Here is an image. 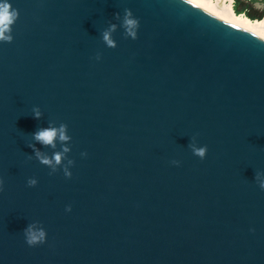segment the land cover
Segmentation results:
<instances>
[{
	"label": "water",
	"instance_id": "95a60500",
	"mask_svg": "<svg viewBox=\"0 0 264 264\" xmlns=\"http://www.w3.org/2000/svg\"><path fill=\"white\" fill-rule=\"evenodd\" d=\"M10 3L0 264H264V36L193 0ZM124 8L137 38L118 27L108 48L100 32ZM49 120L71 136L69 178L28 159L30 143L51 154L31 137ZM32 220L47 237L29 247Z\"/></svg>",
	"mask_w": 264,
	"mask_h": 264
},
{
	"label": "clouds",
	"instance_id": "9594fccd",
	"mask_svg": "<svg viewBox=\"0 0 264 264\" xmlns=\"http://www.w3.org/2000/svg\"><path fill=\"white\" fill-rule=\"evenodd\" d=\"M18 10L12 7L10 0H0V43L11 42L13 36L11 35V25L18 18ZM113 18L117 22H108L107 26L100 32V39L108 48H115L116 41L113 38V33L117 28L123 30V35L126 38L135 40L137 38V30L139 27V19L135 17L129 8L123 9V14L114 13ZM96 60L100 59V54L95 56ZM31 115L34 119L39 120L42 112L39 106L34 105L31 109ZM32 140L38 142L42 146L52 149L51 154L42 151L36 146V143H30L29 148L32 149V154L28 159H35L40 164L49 169V175L55 173L59 168L65 178L71 177L70 171L74 161L67 156L71 150V136L68 134L67 125L63 122L57 124L53 120H49L47 126L36 128L31 133ZM59 145V148H57ZM187 147L190 149L192 155L199 159H204L207 153V145L199 144L196 136L190 137V142ZM86 152H81L80 156L85 157ZM172 165L178 166L179 160H171ZM254 180L260 190L264 191V171H256ZM35 177H28L26 184L28 187H33L37 184ZM3 180L0 179V191H3ZM65 212L71 211V205H65ZM253 229H250L252 231ZM23 237L25 243L29 246L43 244L46 241L47 232L39 220H32L27 223L23 229Z\"/></svg>",
	"mask_w": 264,
	"mask_h": 264
},
{
	"label": "bare ground",
	"instance_id": "6f19581e",
	"mask_svg": "<svg viewBox=\"0 0 264 264\" xmlns=\"http://www.w3.org/2000/svg\"><path fill=\"white\" fill-rule=\"evenodd\" d=\"M224 19L239 24L264 36V14L260 18H250L243 12L236 13L233 0H193Z\"/></svg>",
	"mask_w": 264,
	"mask_h": 264
},
{
	"label": "trees",
	"instance_id": "16d2710c",
	"mask_svg": "<svg viewBox=\"0 0 264 264\" xmlns=\"http://www.w3.org/2000/svg\"><path fill=\"white\" fill-rule=\"evenodd\" d=\"M232 6L236 13L243 12L250 18H260L264 13V8L259 13H256L253 10H251L248 5L239 7V0H234Z\"/></svg>",
	"mask_w": 264,
	"mask_h": 264
},
{
	"label": "rangeland",
	"instance_id": "374dc122",
	"mask_svg": "<svg viewBox=\"0 0 264 264\" xmlns=\"http://www.w3.org/2000/svg\"><path fill=\"white\" fill-rule=\"evenodd\" d=\"M245 5H248L254 12L259 13L264 8V0H239V7Z\"/></svg>",
	"mask_w": 264,
	"mask_h": 264
}]
</instances>
